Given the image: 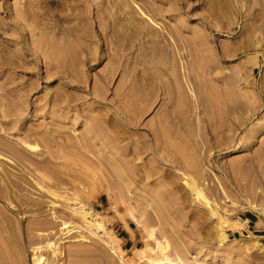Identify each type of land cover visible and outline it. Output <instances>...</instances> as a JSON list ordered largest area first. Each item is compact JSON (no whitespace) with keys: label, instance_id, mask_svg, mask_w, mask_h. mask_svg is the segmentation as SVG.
Returning <instances> with one entry per match:
<instances>
[{"label":"rangeland","instance_id":"rangeland-1","mask_svg":"<svg viewBox=\"0 0 264 264\" xmlns=\"http://www.w3.org/2000/svg\"><path fill=\"white\" fill-rule=\"evenodd\" d=\"M0 98V264H264V0H0Z\"/></svg>","mask_w":264,"mask_h":264},{"label":"bare ground","instance_id":"bare-ground-1","mask_svg":"<svg viewBox=\"0 0 264 264\" xmlns=\"http://www.w3.org/2000/svg\"><path fill=\"white\" fill-rule=\"evenodd\" d=\"M1 99V98H0ZM8 100V99H7ZM1 105V104H0ZM7 105V104H6ZM6 108V107H5ZM8 109V108H7ZM6 110V109H5ZM1 112V111H0ZM104 115V114H103ZM104 116H106L105 118H108V115L106 114V115H104ZM12 120H13V118H12ZM108 120V119H107ZM105 122V121H104ZM103 125V124H102ZM107 125V124H106ZM32 129V128H31ZM33 130V129H32ZM30 131V130H29ZM34 131V130H33ZM32 131V132H33ZM26 133V132H25ZM31 133V132H30ZM34 133V132H33ZM44 133V132H43ZM28 134H29V132H28ZM24 139V138H23ZM21 140L23 143H21L20 145V147H17L16 148V150H17V157L18 158H20L19 160L21 161V163L20 164H24V167H28L29 169H32V171L31 172H34L35 171V169H37V167L38 166H41L42 164H44V163H48V161H40V160H42V159H39V161H37V160H33L31 157H30V154H29V152H30V150H34L35 148H36V146L34 145V144H32V143H30V142H28V141H26V140ZM155 139H156V137H155ZM4 145V144H3ZM8 146V145H7ZM6 146V147H7ZM12 147V146H11ZM8 148H9V146H8ZM14 148V147H13ZM9 149H11V148H9ZM12 151H14V150H12ZM0 155L1 156H4L3 154H1L0 153ZM17 158V159H18ZM36 159V158H35ZM43 159H45V158H43ZM49 159V158H48ZM48 159H46V160H48ZM11 160V159H10ZM13 161H15V157H14V159H13ZM22 166V165H21ZM43 166V165H42ZM42 168V167H41ZM46 168V167H45ZM26 169V168H25ZM34 170V171H33ZM7 171H9V170H7ZM27 171V170H26ZM26 171L24 172V173H26ZM12 172V171H11ZM13 172H15V171H13ZM12 172V173H13ZM8 173V172H7ZM28 173V172H27ZM41 173V172H40ZM34 174H36V171H35V173ZM7 175V174H6ZM10 175V174H9ZM12 175V174H11ZM25 175V174H24ZM37 175V174H36ZM40 175V179L39 180H37V179H35V177H33V180H35V182H36V184H37V186L42 190V192L46 195H48V196H61V194H60V191H56V190H54L55 188V186L57 185L56 184V182L55 181H53V180H51V179H47L48 181H49V183L51 184V185H49L48 183V185H44L43 183L44 182H42V181H45L46 180V174L45 175H42V174H39ZM13 176V175H12ZM22 176V175H21ZM11 177V176H10ZM23 177V176H22ZM25 177V176H24ZM23 177V178H24ZM39 177V176H38ZM29 178V177H28ZM50 178V177H49ZM8 179V178H7ZM25 179V178H24ZM63 179V178H62ZM22 180V179H21ZM26 181H27V179H25ZM24 180V181H25ZM33 180L31 179L30 181V184L33 182ZM65 180V179H64ZM68 180V179H67ZM25 181V182H26ZM9 182H10V180H9ZM28 183H29V181H27ZM26 182V183H27ZM60 182V181H59ZM25 183V184H26ZM27 183V184H28ZM34 183V182H33ZM61 184V183H60ZM64 184H65V182H64ZM75 185V184H74ZM36 185H35V187H37ZM49 188H48V187ZM50 186H54L53 187V189L50 187ZM32 187H34V186H32ZM61 188V187H60ZM30 190V189H29ZM28 192V191H27ZM42 193V194H43ZM26 194V193H25ZM43 194V195H44ZM66 194V193H65ZM69 194V193H68ZM24 196V195H23ZM43 197V196H42ZM69 197V196H68ZM34 198V197H33ZM64 198V197H63ZM78 198V197H77ZM23 199V198H22ZM24 200V199H23ZM55 200V199H54ZM66 200H70L71 202H72V200H77L73 195H72V197L70 196L69 198H67ZM38 201V200H37ZM49 201V200H48ZM51 201V200H50ZM57 201V200H56ZM70 201H69V203H70ZM74 202V201H73ZM52 203V202H51ZM53 203H54V201H53ZM65 203H67L66 205H67V208H68V212H65L67 215L68 214H70V215H72V216H75V215H78L80 218H82L83 220V222H84V224L86 225V226H88V227H94V226H102V224H100V222H98V221H94L93 219H91L90 218V216H89V212H87V210H85V207L83 208L82 206H75V205H72V204H70V205H68V202L66 201ZM77 204H78V202H76ZM82 203V202H81ZM65 205V204H64ZM81 205V204H80ZM157 205V204H156ZM160 206V205H159ZM164 206V205H163ZM161 207V206H160ZM165 207V206H164ZM169 207V206H168ZM155 208H156V206H155ZM161 208H163V207H161ZM166 208V207H165ZM177 208V207H176ZM159 209V208H158ZM158 209H156L157 211H158ZM155 210V211H156ZM168 210V209H167ZM177 210V209H176ZM178 211V210H177ZM164 210H160L159 209V211H158V213L157 214H161V213H163L164 214ZM54 213H56V212H54ZM62 212H60L59 214H55L54 216H55V219H59V220H63V218H65V213H62ZM69 216V215H68ZM161 216H163L162 214H161ZM165 216H167V215H165ZM69 217H71V216H69ZM68 217V218H69ZM67 218V217H66ZM74 218V217H73ZM167 218V217H166ZM138 218H136V220H137ZM161 219V218H160ZM163 219H165L164 217H163ZM66 220V219H65ZM169 220V219H168ZM1 222V221H0ZM139 222V221H138ZM140 223H142V222H140ZM63 224H64V226L62 225V227H66V228H68L67 226H69L68 225V222H66V221H64L63 222ZM7 229V228H6ZM73 229V228H72ZM5 230V229H4ZM71 230V229H70ZM69 231V230H68ZM40 233L42 234L43 233V231H40ZM39 235V234H38ZM45 238V237H44ZM50 243L52 242V241H49ZM158 244H157V248L160 250V255L162 254V256L161 257H158V258H154V257H152V258H150V263L149 264H188V263H185L183 260L185 259H181V258H179V255H178V259H173V258H171V255L170 256H168V252L167 251H165L168 247V245L167 244H164L163 242V244H161L160 242H157ZM60 245H61V243H59ZM59 244H56V242H55V244H54V246H53V251H54V253H58V252H60V253H62V248H61V246L59 245ZM35 246H37V245H35ZM52 247V246H51ZM182 247V246H181ZM35 248V247H34ZM154 249V248H153ZM157 249V250H158ZM156 250V249H155ZM179 250V249H178ZM167 252V253H166ZM37 256V255H36ZM42 256V255H41ZM57 256H58V254H57ZM152 256V255H151ZM173 257V256H172ZM184 257V256H183ZM32 258V257H31ZM40 256H38L36 259H35V257L33 256V261H32V263L31 264H39V261H40ZM53 260V259H52ZM186 261V260H185ZM191 264V263H190ZM192 264H201V263H192ZM205 264H208V263H205Z\"/></svg>","mask_w":264,"mask_h":264}]
</instances>
